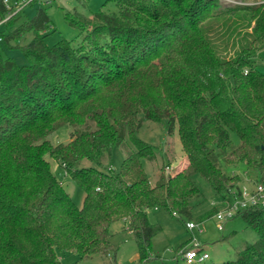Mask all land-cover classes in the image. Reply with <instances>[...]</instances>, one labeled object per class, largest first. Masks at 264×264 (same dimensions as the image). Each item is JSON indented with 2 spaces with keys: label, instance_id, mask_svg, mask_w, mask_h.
Segmentation results:
<instances>
[{
  "label": "trees",
  "instance_id": "obj_1",
  "mask_svg": "<svg viewBox=\"0 0 264 264\" xmlns=\"http://www.w3.org/2000/svg\"><path fill=\"white\" fill-rule=\"evenodd\" d=\"M50 2L33 0L0 24V42L20 47L27 60L0 54V264H64L63 252L77 253L78 261L116 258L110 226L117 220L146 263L160 231L151 212L165 209L185 224L193 219L205 199L198 178L220 206L247 181L264 183V71L256 59L264 48V0H106L116 10L93 18L66 12L79 33L52 45ZM33 4L34 15L15 26ZM9 11L0 0L1 20ZM27 33L32 39L20 45ZM229 47L234 53L226 55ZM173 56L183 75L166 73ZM145 119L165 122L170 134L178 122L186 154L175 172L161 168L155 184L143 164L156 158L155 148L136 135ZM63 125L73 128L71 139L54 144L48 136ZM117 146L128 153L115 170ZM46 156L85 192L81 207ZM237 216L258 238L220 264H264V206Z\"/></svg>",
  "mask_w": 264,
  "mask_h": 264
},
{
  "label": "rangeland",
  "instance_id": "obj_2",
  "mask_svg": "<svg viewBox=\"0 0 264 264\" xmlns=\"http://www.w3.org/2000/svg\"><path fill=\"white\" fill-rule=\"evenodd\" d=\"M12 4L15 0H8ZM46 1V0H45ZM260 0H220L221 6L233 4H256ZM47 6V11L51 19L54 31L47 35V42L52 45L60 40L62 37L75 38L78 35V29L70 26L65 20V13L69 14L79 12L90 18L99 10L107 12L116 10V7L111 2L106 0H51ZM38 4L29 5L25 8V14L15 23V26L24 21L27 17H31L36 12ZM12 12L10 18L16 16V11ZM7 13V15L9 14ZM1 20V17H0ZM11 27V26H10ZM33 34L27 33L19 40L20 45L28 43L32 39ZM234 48L229 47L223 52L226 55L234 53ZM0 54L13 57L17 63L24 64L27 62L20 47H8L6 43L0 42ZM175 56L169 57L171 60L167 63L165 71L167 74H184L178 67L175 66ZM176 58V57H175ZM259 68L264 71V48L256 57ZM179 114V113H178ZM73 128L69 125H63L51 133L48 138L54 143H66L71 139V132ZM139 138L152 144L155 148L156 158L153 160L143 159V164L146 172L153 184H155L161 172L167 171V165L170 166V171L175 172L178 167L185 164L186 154L182 148V141L180 138V129L178 122L176 123L173 133H168L166 123H157L151 120H143L142 125L136 134ZM233 140L238 142V137L233 134ZM130 149H134L130 138L126 137ZM129 149V147H127ZM129 149V150H130ZM127 151L122 146L114 147L112 150L111 165L112 169L118 170L122 164L123 159L127 155ZM51 164L53 173L62 181L63 186L71 195L75 204L79 207L83 205L85 192L81 189L77 182H75L65 171L60 161L46 156ZM107 157L104 158L106 162ZM169 160V163H168ZM82 165L94 166L95 164L84 160ZM246 177L253 176L252 172L245 171L244 168L239 169ZM244 171V172H243ZM201 187L205 199L202 203L193 207V219H203L200 228L203 232L200 233L198 229L189 232L185 221L180 219L176 214H172L165 209L158 208L151 212L152 221L160 226V231L154 235L151 242V258L146 262H141L139 258L138 246L132 233L126 228V223L123 220L114 221L111 224V230L114 233L113 242L117 246L116 258L101 254L93 255L90 258L78 261L79 256L75 252L59 253L64 264H183V261H176L178 252L187 246L192 238L193 233L199 242L205 244L210 254V258L201 264H220L229 259H235L238 251L243 247L246 241L253 242L258 238L257 231L248 227L245 220L241 216L234 217L225 223L224 230L217 228L218 219L214 216L213 208L219 205L218 197L215 195L212 188L201 178L197 179ZM250 181H247V184ZM253 187L254 183L250 182ZM222 206L219 205L220 209Z\"/></svg>",
  "mask_w": 264,
  "mask_h": 264
},
{
  "label": "built area",
  "instance_id": "obj_3",
  "mask_svg": "<svg viewBox=\"0 0 264 264\" xmlns=\"http://www.w3.org/2000/svg\"><path fill=\"white\" fill-rule=\"evenodd\" d=\"M33 0H15L12 4L9 3L8 0H3L6 7L10 11H17L26 4L30 3ZM12 12L2 20H0V24L5 21L8 17H10ZM167 167V173L170 172V166ZM260 205L264 206V183H254L253 187H250L248 184H243L241 186L240 195H238L233 201L226 203V205H222L220 209L214 212V216L218 219V229L223 230L225 227V223L234 218L240 209L248 206ZM203 223V220H188L186 222V227L193 231L194 229H198L201 233L203 229L200 228V225ZM192 234V238L187 246L180 250V258L184 261L185 264H200L206 261L210 254L206 250L205 246L198 241L196 236Z\"/></svg>",
  "mask_w": 264,
  "mask_h": 264
},
{
  "label": "crops",
  "instance_id": "obj_4",
  "mask_svg": "<svg viewBox=\"0 0 264 264\" xmlns=\"http://www.w3.org/2000/svg\"><path fill=\"white\" fill-rule=\"evenodd\" d=\"M233 219V218H232ZM218 228V227H217ZM225 228V227H224ZM189 230V229H188ZM224 230V229H223ZM189 232H191L190 230H189ZM202 233V232H201ZM204 246H205V244H203ZM205 248H206V250H207V247L205 246ZM208 251V250H207ZM180 252V251H179ZM179 252H178V254H179ZM210 258V257H209Z\"/></svg>",
  "mask_w": 264,
  "mask_h": 264
}]
</instances>
